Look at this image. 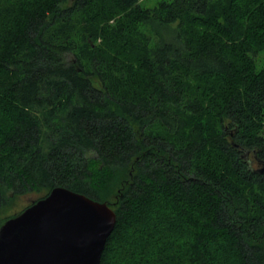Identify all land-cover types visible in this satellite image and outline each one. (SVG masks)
Returning a JSON list of instances; mask_svg holds the SVG:
<instances>
[{"label": "trees", "instance_id": "trees-1", "mask_svg": "<svg viewBox=\"0 0 264 264\" xmlns=\"http://www.w3.org/2000/svg\"><path fill=\"white\" fill-rule=\"evenodd\" d=\"M263 50L264 0H0V226L61 186L100 264H264Z\"/></svg>", "mask_w": 264, "mask_h": 264}, {"label": "water", "instance_id": "water-1", "mask_svg": "<svg viewBox=\"0 0 264 264\" xmlns=\"http://www.w3.org/2000/svg\"><path fill=\"white\" fill-rule=\"evenodd\" d=\"M115 223L108 203L54 187L0 226V264H100Z\"/></svg>", "mask_w": 264, "mask_h": 264}, {"label": "rangeland", "instance_id": "rangeland-1", "mask_svg": "<svg viewBox=\"0 0 264 264\" xmlns=\"http://www.w3.org/2000/svg\"><path fill=\"white\" fill-rule=\"evenodd\" d=\"M159 1L161 0H140V3L145 6V7H153L155 6ZM255 62L256 66L258 69L264 66V50L260 52L258 55L255 57ZM263 135H264V126H263ZM256 168H261L262 166L254 164ZM39 196V194L35 193H29L25 194L22 196L17 197L15 202L9 206L5 212H4V217L10 216L12 214H16L23 210L31 201L36 199Z\"/></svg>", "mask_w": 264, "mask_h": 264}]
</instances>
